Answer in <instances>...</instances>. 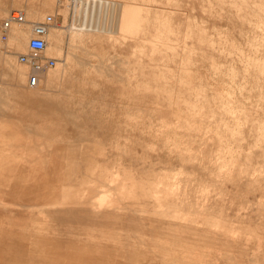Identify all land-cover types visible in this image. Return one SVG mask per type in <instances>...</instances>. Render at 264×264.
I'll return each instance as SVG.
<instances>
[{
	"label": "rangeland",
	"instance_id": "374dc122",
	"mask_svg": "<svg viewBox=\"0 0 264 264\" xmlns=\"http://www.w3.org/2000/svg\"><path fill=\"white\" fill-rule=\"evenodd\" d=\"M48 15L64 41L37 70L19 57ZM9 117L0 264H264V0H0Z\"/></svg>",
	"mask_w": 264,
	"mask_h": 264
},
{
	"label": "crops",
	"instance_id": "0c3cea01",
	"mask_svg": "<svg viewBox=\"0 0 264 264\" xmlns=\"http://www.w3.org/2000/svg\"><path fill=\"white\" fill-rule=\"evenodd\" d=\"M57 15L55 16L56 19ZM56 22V21H55ZM60 32H61V37H60ZM64 30H62V28H58L57 26H52L49 29V35H48V43H52L53 40H57L59 41L62 40V42L64 41V38L62 37ZM64 36V35H63ZM31 68H34L33 66H30ZM8 69H11L13 71L7 72L10 74H15L16 70H27L28 67H24V66H14V67H8ZM18 74V72H17ZM11 88L7 89L10 90ZM13 89V88H12ZM14 90V89H13ZM11 94V93H10ZM15 94H13L14 96ZM10 100H14L15 97L13 98H9ZM69 116V115H67ZM0 122L3 123H12V125L16 122H18V120L16 118H0ZM80 166V163H78ZM78 168V166H76ZM74 167L72 166H68L67 172H66V181L69 180V178L72 177V171ZM49 177V176H48ZM48 185L49 188L48 190H50L51 192V188L53 187V181L52 179H48ZM69 184L66 182V184L61 187V210H60V214H56L55 218L60 217L61 219V230H60V234L62 236V238L66 239L69 238L70 236H72L74 233H76L77 235H79L80 233H83L84 231L78 226L74 227V225L72 224L71 220L73 218H77L78 220L81 219L82 222H84V209H85V204H77V209L74 210L73 208L70 207V203H71V196L69 194V190H68ZM49 194V193H48ZM53 212V211H52ZM50 217H52V213H50L49 215ZM83 227V225H81Z\"/></svg>",
	"mask_w": 264,
	"mask_h": 264
},
{
	"label": "built area",
	"instance_id": "2783aa9c",
	"mask_svg": "<svg viewBox=\"0 0 264 264\" xmlns=\"http://www.w3.org/2000/svg\"><path fill=\"white\" fill-rule=\"evenodd\" d=\"M9 21H5L4 26H7L6 23L8 22H22L24 20V16L21 11L14 10L10 13ZM52 22V17L47 16L43 21L37 23L33 27L31 38L29 39L28 47L30 50V56L31 60L33 59V65L35 69H39L41 66L40 61L46 62V67H52L55 65L54 59H47L44 57H41V54L45 50L46 47V41H45V34L47 32L48 24ZM28 60L27 56H20V61L22 63H25ZM34 78L31 79L30 83L33 85L35 84L33 81ZM35 80V79H34Z\"/></svg>",
	"mask_w": 264,
	"mask_h": 264
},
{
	"label": "bare ground",
	"instance_id": "6f19581e",
	"mask_svg": "<svg viewBox=\"0 0 264 264\" xmlns=\"http://www.w3.org/2000/svg\"><path fill=\"white\" fill-rule=\"evenodd\" d=\"M14 11V10H13ZM17 11H19V10H17ZM22 12V11H21ZM22 14H23V16H24V20L22 21V22H15L14 21V23H19V24H21V23H24V22H26V18H25V15H24V13L22 12ZM27 14V13H26ZM49 16V15H48ZM11 17V16H10ZM47 17V16H46ZM45 17V18H46ZM52 17V22L50 23V24H48V28H47V32H46V34H45V36H44V38H45V41H46V47H47V36H48V33H49V29L55 24V18L53 17V16H51ZM44 18V19H45ZM43 19V20H44ZM42 20V21H43ZM162 21L161 22H163L164 21V18L163 19H161ZM166 20V19H165ZM29 22V21H28ZM41 22V21H40ZM167 22V21H166ZM37 23H39V22H37ZM37 23H35L34 25H36ZM170 23V22H169ZM163 24H165V22L163 23ZM167 24V23H166ZM27 25V24H26ZM34 25H33V27H34ZM170 25V24H169ZM32 31H33V28H32ZM31 38V37H30ZM29 38V39H30ZM28 43H29V41H28ZM46 47H45V49H46ZM29 48V47H28ZM45 51V50H44ZM43 51V52H44ZM20 58V57H19ZM31 58V57H30ZM30 58H28V60L27 61H29L30 63H31V65H33V59L31 60ZM96 199V198H95ZM100 199H101V197H100ZM92 200V199H91ZM103 204V203H102ZM98 206H99V204H98ZM2 207H4V206H2ZM13 208H15V207H13ZM93 208V207H92ZM98 209H101V208H98ZM10 210H12V209H10ZM14 210V209H13ZM95 210H96V208H95ZM24 214V213H23ZM19 215H20V212H19ZM26 215V214H25ZM18 217V216H17Z\"/></svg>",
	"mask_w": 264,
	"mask_h": 264
}]
</instances>
